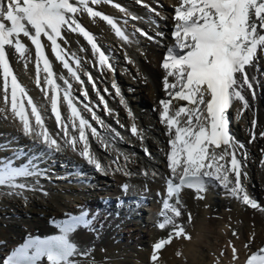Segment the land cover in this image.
Here are the masks:
<instances>
[{
  "label": "snow or ice",
  "instance_id": "snow-or-ice-1",
  "mask_svg": "<svg viewBox=\"0 0 264 264\" xmlns=\"http://www.w3.org/2000/svg\"><path fill=\"white\" fill-rule=\"evenodd\" d=\"M135 3L154 16H161L146 0H135ZM102 4L123 13L122 24L94 7ZM83 14L93 21L98 18L106 22L125 45L133 42L127 31L129 21L144 19L114 0H0V102L3 104L0 113L14 117L23 135L31 138L40 153L31 156L35 162L30 158L20 165L13 163L20 151L13 153V159L0 158L3 161L0 163V186L19 190L29 188L28 183L21 181L46 175L39 162L53 152H60L61 142L78 151L98 173H105L108 167L115 165L113 170L123 172L126 180L133 176L132 171L122 168L119 162L122 157L127 164L128 155L121 152L112 157L111 165H105L93 148L94 140L109 151L114 141L122 140V136L97 111L114 115L105 99L109 88L105 87L102 94L97 87L96 75L88 68H96L101 80L116 69L112 57L80 21L79 16ZM171 19L174 21L170 31L172 42L166 45L160 65L164 73L162 89L166 95L159 100L160 107L155 110L167 139L166 172L154 170L151 173L164 185L159 213L162 220L158 228L166 235L154 243L150 256L153 262L157 261L156 253L170 245L174 238L191 239L177 222L184 214L181 201L184 189L193 190L197 198L203 199L209 187H216L242 205L264 212V207L248 189L249 152L246 143L238 140L230 128L229 111L235 102H239L242 109H250L249 96L255 101L257 89H264V83L256 75L259 61L264 56V0H178ZM151 22L156 24L154 19ZM137 33L150 41L165 36L163 31L149 35L133 25L132 37ZM69 34H76L86 41L92 59L81 55L89 51L83 45L78 50L81 54L72 51ZM25 39L34 46L35 84L47 106L35 102L18 80L10 62L13 53L25 61L32 59V49L26 46ZM46 48L51 49L55 61L67 75H57ZM128 63L132 61L129 59ZM89 85L98 98L95 104L89 95ZM110 87L119 97L120 105L127 109L126 116L134 119L117 83L113 81ZM49 113L54 120L53 127L47 123ZM115 123L121 129L125 128L119 119ZM250 127L248 144L264 140V127L258 128L255 112ZM130 132L132 136L140 135L136 123L131 124ZM142 150L151 158L148 148ZM260 151L259 162L264 165V148ZM33 183L38 185L39 180ZM129 185L127 182L122 185L124 192L130 191ZM250 246V243L246 245ZM231 251L236 258V247L233 246ZM87 255L83 250L69 252L65 237L54 235L29 240L9 260L10 264H41L44 259L48 264H79L77 258ZM246 264H264V247L251 252Z\"/></svg>",
  "mask_w": 264,
  "mask_h": 264
},
{
  "label": "bare ground",
  "instance_id": "bare-ground-1",
  "mask_svg": "<svg viewBox=\"0 0 264 264\" xmlns=\"http://www.w3.org/2000/svg\"><path fill=\"white\" fill-rule=\"evenodd\" d=\"M114 2L120 3L144 18L142 21H129L127 31L130 38L133 39L131 44L125 45L117 38L106 22L98 18L93 21L87 14L79 16L83 25L95 35L97 42L112 57V63L116 69L114 73H107L101 80L96 68H88L96 75L97 87L102 94H104L105 87L109 88L105 99L114 115L109 116L99 109L97 110L98 114L107 124L117 128L122 136V140L114 141L113 148L109 151L102 149L94 140L93 148L105 165H111L112 157L118 156L121 152L128 155L130 160L127 164L122 157L119 162L122 168H129L133 176L126 180L123 172L117 173L113 170L115 165L108 167L105 173H98L79 156L78 151H74L61 142L60 152H53L39 162L40 168L46 172V175L21 181L28 183L29 188L19 190L0 186V244H5L4 247L0 245V264H10L7 256L25 245L27 238L30 240L40 239L45 233L61 231L68 235L70 242L74 245L72 251L83 250L88 253L87 256L77 258L79 264H149L150 242H154L161 234L150 227V222L155 218L157 210V206L152 202L148 205L128 209L127 212H124V207L120 209L114 207V211L118 215L114 217L115 212H113L105 218L102 222L103 225L92 219L88 224L83 222L62 229L61 224L56 221V218L62 216L64 211L72 209L78 204L95 203L101 206V200L107 195L114 197V193H119L116 184H120L122 181L130 182L131 190L136 194L143 190V179H147L145 182H148V186L154 190L159 186V179H155L154 182L148 180L152 177L151 173L154 170L166 172L167 139L155 110L160 107L159 100L165 98L166 95L162 89L161 78L164 73L160 65L166 45L172 42L170 31L174 21L171 18L178 0H146L150 6L156 7L161 13L159 17L154 16L144 7L138 6L135 0H114ZM94 7L120 20L122 24L123 13L118 9L108 4ZM153 19L156 24L160 25L159 29L156 28V24H152ZM133 25L147 31L149 35L155 36L156 31H163L165 36L163 38L156 37L153 41L138 33L132 37ZM68 39L72 51L81 54L78 50L79 46L83 45L89 51L81 55H84L86 59H92L90 46L82 37L69 34ZM25 44L30 46V42L26 39ZM30 47L32 49L31 60L25 61L13 53L10 56V62L18 80L27 88L35 102L38 105L47 106V101L35 84L34 46ZM45 51L53 62V68L57 75H67L66 70L58 61H55L51 49L46 48ZM129 59L132 63H128ZM256 75L264 83V56L259 61V70ZM113 81L121 89L122 95L134 113V119L126 116L127 109L120 105L119 97L115 95V90L111 89ZM74 87L78 86L74 84ZM88 87L90 98L95 104L98 98L91 90V86ZM257 92L255 101H252L249 96L252 105L250 109H242L239 102L234 103L233 108L229 110L230 128L238 140L246 143L249 152L247 186L253 196L258 197L264 204V165L259 162L262 158L260 150L264 148V140L247 143L253 112L258 120V128L264 127V89L258 88ZM0 107H3L2 102H0ZM63 111L66 114V107ZM116 119H119L125 128L121 129L115 123ZM47 123L50 127L54 126V120L50 117V113ZM132 123L137 124L139 136L131 135ZM100 131L104 135L103 130ZM145 147L152 153L151 158L142 150ZM17 151L21 153H16L19 157L13 159V153ZM34 154L39 156V149L34 148L31 138L23 135L18 121L14 117H10L9 113H0V158L13 159L14 164L20 165L27 163L30 158L35 162V158L31 157ZM145 171L149 174L144 175ZM37 179L39 180L38 185L33 183ZM71 182H75L73 189ZM62 186L64 190L61 189ZM212 188L218 193L224 192L222 189ZM182 199L184 204L195 211L194 221L187 225L191 239L188 241L181 238L173 240L160 253L163 264H210L215 251L224 250L228 254V245L223 241L230 233L225 228V223L240 227L238 234L241 243L249 242L252 237V247H256L264 240V212L238 210L231 213L230 220H221L210 216L213 212L211 208L202 209L199 207L200 204L210 202L211 198L204 202H198L199 205L191 199L190 195L184 194ZM221 200L220 197H216L213 204L219 205ZM232 201L236 204L240 203L234 199ZM109 208L107 207V211ZM220 213L223 214V212ZM120 214L121 216H119ZM103 215L104 212L98 218H102ZM126 216H133V219L127 220ZM142 225L144 226L142 227ZM38 230H41V233H37ZM116 239L121 240L119 245H115ZM176 253H180V257H177ZM41 264H48V262L44 259Z\"/></svg>",
  "mask_w": 264,
  "mask_h": 264
},
{
  "label": "rangeland",
  "instance_id": "rangeland-1",
  "mask_svg": "<svg viewBox=\"0 0 264 264\" xmlns=\"http://www.w3.org/2000/svg\"><path fill=\"white\" fill-rule=\"evenodd\" d=\"M156 28L159 29V28H160V25H159V24H156ZM260 169H261V165H260ZM49 181H50V180H49ZM74 184H75V182H74V183L71 182L72 189L74 188ZM61 189L64 190V187L62 186ZM62 190H61V191H62ZM255 198H256V197H255ZM54 221H55V220H54ZM101 225H103V223H101ZM108 227H109V226H108ZM142 227H143V225H142ZM94 231H97V230H94ZM37 233H41V230H38ZM120 243H121V240L118 239V241L115 242V245H119ZM0 245H1L2 247L5 246V244H2V243H1ZM143 249H144V248H143ZM4 260H5V257H4Z\"/></svg>",
  "mask_w": 264,
  "mask_h": 264
}]
</instances>
